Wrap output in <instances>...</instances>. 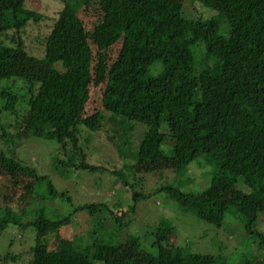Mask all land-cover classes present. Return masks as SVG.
<instances>
[{
    "label": "trees",
    "instance_id": "obj_1",
    "mask_svg": "<svg viewBox=\"0 0 264 264\" xmlns=\"http://www.w3.org/2000/svg\"><path fill=\"white\" fill-rule=\"evenodd\" d=\"M90 1L62 0L44 54L37 58L29 54L23 34L30 22L37 24L45 16L29 8L27 0H0V174L24 186L19 195L10 187L0 193V235L10 225L35 231L33 247L7 251L0 264H234L224 256L167 244L166 226L154 235L156 254L142 256L138 237L119 245L91 240L87 249L80 247L79 238L73 246L51 247V237L70 225L76 212L88 210L94 216L102 205L79 206L57 218L49 217L47 207H35L36 200L71 203V198L15 154L14 138L25 135L20 118L37 112L40 127L34 135L59 143V164L96 171L99 167L88 162L81 143L84 126L98 134L111 123L116 134L110 140L118 147L119 134H132V122L144 124L137 164L166 159L181 174L204 158L213 168L204 191L172 189L185 214L195 211L198 218L220 224L234 206L252 226L264 213V0H233L231 9L206 21L185 18L182 0H130L104 110L85 117L94 56L79 12ZM156 63L162 70L153 76L150 69ZM19 67L23 86L4 84ZM165 143L171 154L163 156ZM239 183L250 191L239 189ZM28 255L30 263H23ZM237 264H264V232L257 252Z\"/></svg>",
    "mask_w": 264,
    "mask_h": 264
},
{
    "label": "rangeland",
    "instance_id": "obj_2",
    "mask_svg": "<svg viewBox=\"0 0 264 264\" xmlns=\"http://www.w3.org/2000/svg\"><path fill=\"white\" fill-rule=\"evenodd\" d=\"M182 1L183 15L193 20L206 21L233 7V0ZM26 5L45 16L37 24L30 22L23 34L29 54L39 58L44 54V42L63 2L27 0ZM130 7V0H91L90 4L80 8L79 13L88 32L89 46L94 56L93 82L85 117L104 110L105 94L112 83L111 71L121 50L125 20ZM225 28L227 25L222 21L220 32L224 33ZM197 47V56H200L201 46ZM161 70V63H156L151 67L150 74L156 76ZM22 76L20 67L13 68L8 76L11 81L4 84L22 87ZM20 120L22 135H25L20 136V139L14 138L17 145L15 154L25 164L34 167L39 175H48L57 190L67 193L71 198V203L64 198L36 200L35 207H47L50 218L69 215L79 206L99 204L103 209L94 216L88 210L76 212L71 224L61 228L58 236L51 237V247L73 246L74 240L79 238L83 239L82 243L79 242L80 247L87 249L91 240L119 245L123 241H132L138 237L141 240L142 256L144 253L156 254L157 248L153 246L154 235L157 229L166 226L169 230L167 244L186 247L193 253L220 255L237 264L257 252L259 234L264 232V213H259L256 222L247 226L235 207L231 206L223 222L215 224L198 218L195 211L185 214L171 196L172 189L181 193H199L208 188L213 178V168L206 164L204 158L191 164L188 171L181 174L175 171L173 162L166 159L157 163L137 164L135 154L147 130L144 124L132 122V134H119L121 144L118 147L110 140V136L116 134V131L111 130V123H107L106 130L98 134H93L84 126L81 143L84 145L87 160L99 167L96 171H89L64 168L59 164V143L34 135L35 130L40 127L37 112L30 110ZM162 150L163 156L171 154V146L166 143ZM13 181L0 174V193H5L10 187L13 193L19 195L24 186L14 185ZM38 188L41 190L42 185ZM238 188L244 192L250 191L242 183L238 184ZM30 216V212L27 213L23 221ZM34 245L33 228L21 229L10 225L0 235V255L7 251L26 252ZM31 258V255L26 256L23 263H30Z\"/></svg>",
    "mask_w": 264,
    "mask_h": 264
}]
</instances>
